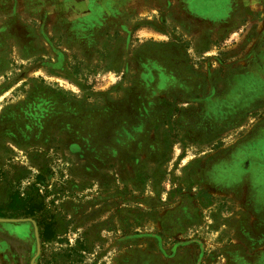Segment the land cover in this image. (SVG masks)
Returning a JSON list of instances; mask_svg holds the SVG:
<instances>
[{"label":"rangeland","instance_id":"rangeland-1","mask_svg":"<svg viewBox=\"0 0 264 264\" xmlns=\"http://www.w3.org/2000/svg\"><path fill=\"white\" fill-rule=\"evenodd\" d=\"M0 264H264V0H0Z\"/></svg>","mask_w":264,"mask_h":264},{"label":"trees","instance_id":"trees-1","mask_svg":"<svg viewBox=\"0 0 264 264\" xmlns=\"http://www.w3.org/2000/svg\"><path fill=\"white\" fill-rule=\"evenodd\" d=\"M16 201H19V203H20V200L17 197H14L12 199L11 203L9 204V211H14V210L18 209V208L13 206V203L16 202ZM20 205H21V203H20ZM20 208H22V207H20Z\"/></svg>","mask_w":264,"mask_h":264}]
</instances>
